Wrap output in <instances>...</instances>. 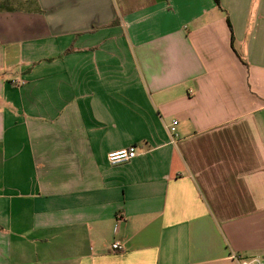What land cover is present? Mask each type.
<instances>
[{"label":"crops","instance_id":"1","mask_svg":"<svg viewBox=\"0 0 264 264\" xmlns=\"http://www.w3.org/2000/svg\"><path fill=\"white\" fill-rule=\"evenodd\" d=\"M219 2L10 0L0 264H264V0Z\"/></svg>","mask_w":264,"mask_h":264},{"label":"built area","instance_id":"2","mask_svg":"<svg viewBox=\"0 0 264 264\" xmlns=\"http://www.w3.org/2000/svg\"><path fill=\"white\" fill-rule=\"evenodd\" d=\"M178 122L176 120L172 121L171 124L167 127V132L170 136L171 142L176 143L177 140V131L176 126ZM136 156L134 147L128 149H122L119 151L108 153L107 161L108 163L115 165L119 163H125L132 160ZM112 250L119 253L123 250L122 246L118 243L112 245ZM242 264H262L259 260H253L250 262H243Z\"/></svg>","mask_w":264,"mask_h":264},{"label":"trees","instance_id":"3","mask_svg":"<svg viewBox=\"0 0 264 264\" xmlns=\"http://www.w3.org/2000/svg\"><path fill=\"white\" fill-rule=\"evenodd\" d=\"M10 0H0V12L1 11H10L12 10L9 6ZM215 5L220 8L219 0H214Z\"/></svg>","mask_w":264,"mask_h":264}]
</instances>
